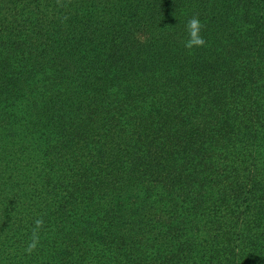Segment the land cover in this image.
Listing matches in <instances>:
<instances>
[{
	"label": "trees",
	"instance_id": "1",
	"mask_svg": "<svg viewBox=\"0 0 264 264\" xmlns=\"http://www.w3.org/2000/svg\"><path fill=\"white\" fill-rule=\"evenodd\" d=\"M0 264H264V0H0Z\"/></svg>",
	"mask_w": 264,
	"mask_h": 264
},
{
	"label": "clouds",
	"instance_id": "2",
	"mask_svg": "<svg viewBox=\"0 0 264 264\" xmlns=\"http://www.w3.org/2000/svg\"><path fill=\"white\" fill-rule=\"evenodd\" d=\"M58 4L60 0H57ZM204 29V24L201 22L199 15L195 14L190 17L185 24V31L187 33V38L183 41V46L191 54L197 48H203L206 45V40L203 37L202 30ZM35 227L32 229V234L25 248V252L29 255L36 251L40 244V229L44 226L43 217L37 218L34 221Z\"/></svg>",
	"mask_w": 264,
	"mask_h": 264
}]
</instances>
